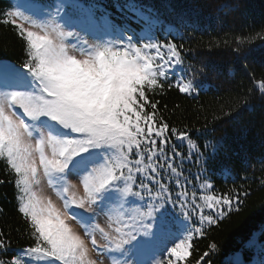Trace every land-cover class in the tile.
<instances>
[{
    "label": "snow or ice",
    "instance_id": "snow-or-ice-1",
    "mask_svg": "<svg viewBox=\"0 0 264 264\" xmlns=\"http://www.w3.org/2000/svg\"><path fill=\"white\" fill-rule=\"evenodd\" d=\"M83 7L46 0L30 14H0L25 55L20 67L0 64V185H14L32 241L12 255L0 227V264H191L196 241L209 239L250 193L215 192L206 165L222 144L199 142L214 129L177 127L165 116L157 97L173 88L200 94L192 79L175 75L189 51L183 43L137 35L91 9L81 19ZM100 21L111 38L90 30ZM256 40L264 42V30L236 43ZM251 79L264 101V77ZM223 116L235 119L231 110ZM193 163L195 173L186 167ZM207 249L195 264H211L217 244Z\"/></svg>",
    "mask_w": 264,
    "mask_h": 264
},
{
    "label": "trees",
    "instance_id": "trees-1",
    "mask_svg": "<svg viewBox=\"0 0 264 264\" xmlns=\"http://www.w3.org/2000/svg\"><path fill=\"white\" fill-rule=\"evenodd\" d=\"M78 3L84 6L80 12L91 9L96 18L105 15L118 27L127 23L141 27L131 15L136 9L148 12L156 21L172 28L171 35L159 32L160 39L175 37L189 50L184 65L175 69V75L192 79L200 90L199 96L187 97L173 88L166 96L157 98L161 107L167 105L165 116L170 124L201 128L207 123L209 129H214L207 137L201 135L199 142L206 139L212 144H222L215 159L206 165V175L215 192L220 194L235 188L250 193L241 210L214 228L209 239L196 241L191 264L208 250L210 241L217 244L211 264H241V260L249 263L257 253L256 244H261L258 252L264 256V185L259 182L264 179L261 163L264 101L251 79L264 77V46H261L264 42L236 43L237 37L247 38L264 30V0H78ZM224 3L231 8L221 11L219 5ZM11 6V0H0V14ZM236 47H240L239 53L234 51ZM24 59L23 43L14 28L0 22V64L20 67ZM230 110L235 119L223 116V112ZM213 116L221 119L214 121ZM196 135L200 134H195L194 139ZM186 167L193 173L197 171L195 163ZM0 178H4L2 171ZM14 193L12 183L0 185V207L4 209L0 227L10 234L12 255L32 243L15 211Z\"/></svg>",
    "mask_w": 264,
    "mask_h": 264
},
{
    "label": "rangeland",
    "instance_id": "rangeland-1",
    "mask_svg": "<svg viewBox=\"0 0 264 264\" xmlns=\"http://www.w3.org/2000/svg\"><path fill=\"white\" fill-rule=\"evenodd\" d=\"M12 2V6L9 7L7 9V11H12L15 10L17 8H19L20 11L25 12L26 14H30L31 10H32V6L33 5H37L39 3H43L46 2V0H11ZM81 4V3H80ZM83 6V4H81ZM88 10L89 9H85ZM81 10H77V15L81 18V19H86V15L87 12L85 13L84 11L80 12ZM79 12V13H78ZM136 17L139 21V23H143V26H145L146 30H145V35L146 34H152L151 30L154 29V18L150 15H147L143 12H141L140 10H136ZM97 19L99 20V17H97ZM90 30L96 35V36H101L104 39H108L110 38V36L106 35V32L108 31L105 26H104V22L101 21L100 24L97 23L96 25L92 26L90 28ZM91 39V37H89ZM6 64V63H4ZM176 74V73H175ZM74 183H76V180H73ZM43 192L46 195H52L53 200L57 203V205L60 204V201H58L56 199V197L52 194L51 190L47 187V185L45 184L43 186ZM103 218H101V223H103ZM74 227L77 228V230H79V226L74 224ZM257 247H260V245H258ZM264 259V257L262 255H260V253H258L255 258L248 264H260V262H262ZM105 264H107V261H105Z\"/></svg>",
    "mask_w": 264,
    "mask_h": 264
}]
</instances>
